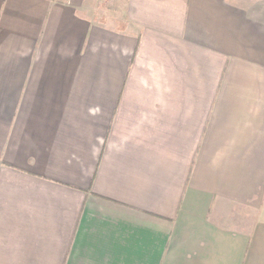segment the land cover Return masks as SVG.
Listing matches in <instances>:
<instances>
[{
	"label": "crops",
	"instance_id": "1",
	"mask_svg": "<svg viewBox=\"0 0 264 264\" xmlns=\"http://www.w3.org/2000/svg\"><path fill=\"white\" fill-rule=\"evenodd\" d=\"M0 264H264V1L0 0Z\"/></svg>",
	"mask_w": 264,
	"mask_h": 264
},
{
	"label": "rangeland",
	"instance_id": "2",
	"mask_svg": "<svg viewBox=\"0 0 264 264\" xmlns=\"http://www.w3.org/2000/svg\"><path fill=\"white\" fill-rule=\"evenodd\" d=\"M251 1V0H250ZM252 1H255V2H260V1H264V0H252Z\"/></svg>",
	"mask_w": 264,
	"mask_h": 264
}]
</instances>
